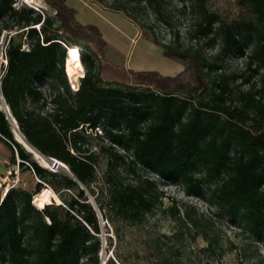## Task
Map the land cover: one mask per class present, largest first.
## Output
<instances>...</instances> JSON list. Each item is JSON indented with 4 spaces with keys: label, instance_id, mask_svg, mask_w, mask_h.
Masks as SVG:
<instances>
[{
    "label": "trees",
    "instance_id": "obj_1",
    "mask_svg": "<svg viewBox=\"0 0 264 264\" xmlns=\"http://www.w3.org/2000/svg\"><path fill=\"white\" fill-rule=\"evenodd\" d=\"M89 1L142 30L141 6L155 22L170 24L171 0ZM173 1L194 16L191 38L218 41L213 56L181 45L178 37L164 44L154 36L184 70L174 76L133 72L140 86L105 85L96 54L81 44L85 74L72 91L65 72L67 49L78 44L69 35L106 49L101 31L80 24L66 0H45L54 16L0 0V37L3 31H18L3 69L4 101L27 143L71 173L41 166L15 139L11 120L0 108V142L9 150L10 163L40 180L33 190L12 187L0 198V264H102L101 223L89 195L119 237L125 225L140 226L164 207L163 192L144 169L184 185L187 195L215 206L222 220L242 226L249 242L243 245L241 264H264L257 246L264 244V78L260 84L250 80L264 72V0ZM25 42L28 50H23ZM228 57L246 61L241 84L224 68ZM186 80L199 86L186 88ZM45 85L50 100L40 89ZM46 184L62 204L39 209L33 198ZM163 211L190 237L199 229L207 250L218 251L217 235L207 231V220L194 206L176 204ZM132 236L140 244L133 259L116 252L105 264H176V255L164 252L159 239Z\"/></svg>",
    "mask_w": 264,
    "mask_h": 264
},
{
    "label": "rangeland",
    "instance_id": "obj_2",
    "mask_svg": "<svg viewBox=\"0 0 264 264\" xmlns=\"http://www.w3.org/2000/svg\"><path fill=\"white\" fill-rule=\"evenodd\" d=\"M104 1L111 4L114 0ZM25 2L29 4L27 6L31 5L40 8L46 15H55V12L49 9L45 0H25ZM66 3L76 10V18L80 24L96 26L109 44L108 48L101 49L84 36L69 35L77 42L78 45L72 46H77L79 52H82V44L90 47L86 48L88 52L96 54L97 70L100 72L101 81L105 85L110 83L113 85L127 84L140 86L141 83L136 79L133 72L155 71L164 76H174L182 72L184 65L174 58L167 57L164 54L163 48L153 41L154 36L164 44H169L174 41V38L178 37L181 45L200 50L203 56L207 58L213 56L219 48L218 41L211 42L208 38H191L189 36L194 16L188 10H183L182 5L178 1H170L171 20L169 25L155 22L151 11L141 6L137 14L145 25L144 30L119 13L99 9L89 0H66ZM67 53H69L68 49ZM245 62L244 58L228 57L223 63L224 68L228 72L235 73L238 76L236 84L243 82V78L239 76H242L246 70ZM65 72L71 90L77 91L80 87V79L85 74L84 66L82 75L78 78L77 88L74 87L70 79L69 58L66 62ZM261 78H264L262 70L258 74L252 75L250 80L252 83L260 84ZM199 81L202 80L199 79ZM186 82L188 83L185 86L186 88L194 84L193 87L199 86V82L189 80H186ZM244 88H247V84L244 85ZM40 89L45 97L50 100L51 90L49 85L40 87ZM0 100V108L6 111L10 118L11 115L4 104L3 98L0 97ZM10 120L15 139L17 140L16 133L20 132V130L11 118ZM97 132L100 134L102 130L100 129ZM120 150L122 149L120 148ZM32 155L41 166L51 171H62L60 169L56 170L45 160L46 164L42 163L35 154ZM9 156L8 148L0 142V198H3L12 187L33 190L36 183L40 182L31 171H22L19 165H12ZM99 169L101 170V167ZM142 173L158 183L160 191L164 194V207L148 215L147 220L140 226L125 225L119 237H117V234L111 228L110 223L104 220L94 198L89 195L90 201L93 203L100 218V238L102 241L100 258L103 263L109 257L115 258L116 252L128 259H133V254L140 248V244L132 234L137 236L140 241L159 239V245L163 248L164 252L168 254L171 252L176 255V259L174 258L176 264L242 263L243 259L240 257V254L243 245L249 242V239H247L248 232L242 226L228 220H222L216 215L217 209L215 206L198 196L187 195L184 185L173 181L161 180L155 172L149 169H144ZM47 189L51 190V194L49 195V200L43 204L41 194ZM52 203L62 204V200L46 184L45 188L34 196L33 204L37 208L42 209L45 205ZM176 204L180 207L184 204L192 205L199 213L204 215L207 220V231L212 235H217L220 242V247L215 254L207 250L208 243L205 241L203 235L198 234L199 229H194L191 232L195 238L190 237L187 229L180 230L169 213H164V209ZM177 233L179 235L176 237ZM257 246L259 251L264 254V244L258 242Z\"/></svg>",
    "mask_w": 264,
    "mask_h": 264
},
{
    "label": "built area",
    "instance_id": "obj_3",
    "mask_svg": "<svg viewBox=\"0 0 264 264\" xmlns=\"http://www.w3.org/2000/svg\"><path fill=\"white\" fill-rule=\"evenodd\" d=\"M13 5H14V7L16 9H20L23 6H27L29 4H27V2H25V0H15ZM28 7L36 10L37 12H40V13L44 14L43 11L40 8H38V7L31 6V5L28 6ZM35 27L37 29H40V25H37ZM17 32L18 31H16V30L9 31V32L8 31H3V33H2V35L0 37V97L3 98V101H4V97H3L2 89H1V80H2V77H3V74H4L3 69H5L7 67V65H8L7 51H8L10 40H11L12 36H15L17 34ZM28 49H29V44L25 42L24 45H23V50H28ZM4 104H6L5 101H4ZM6 107L8 109L9 114L11 115L10 109H9L7 104H6ZM12 120L14 121V123H16V121L13 118H12ZM52 167L55 168L56 170H58V166L53 165Z\"/></svg>",
    "mask_w": 264,
    "mask_h": 264
},
{
    "label": "bare ground",
    "instance_id": "obj_4",
    "mask_svg": "<svg viewBox=\"0 0 264 264\" xmlns=\"http://www.w3.org/2000/svg\"><path fill=\"white\" fill-rule=\"evenodd\" d=\"M68 51H69L68 58H69L70 79H71V82L74 85V87L77 88L78 87V78L82 75V72H83V65H82V61H81V57H80V52H79V48L77 46L68 47ZM5 106H6V104H5ZM10 118L12 119V117H10ZM16 135H17V140L19 142H21L22 144H24L25 146H27L26 142L23 140L24 137L21 134V132H17ZM26 148L28 150H30V148L28 146ZM35 155L37 158H39L42 161V163L46 164L43 157H41L37 153H35ZM50 194H51L50 189L44 190V192L41 194V197H42L41 201L43 204H44V202L49 200ZM52 194H54V193H52Z\"/></svg>",
    "mask_w": 264,
    "mask_h": 264
},
{
    "label": "water",
    "instance_id": "obj_5",
    "mask_svg": "<svg viewBox=\"0 0 264 264\" xmlns=\"http://www.w3.org/2000/svg\"><path fill=\"white\" fill-rule=\"evenodd\" d=\"M23 140L26 142V145L30 148V150H28L29 152H31L32 154H35V153L39 154L41 157H43V159H44L49 165H51V166L56 165V166H58V169H60V170H62V171H64V172H66V173H68V174H71L70 171H69V168H68L64 163H62V162H60V161H58V160H56V159H54V158H52V157H46V156L42 155V154L39 153L36 149H34L31 145H29V144L27 143V141L25 140V138H24ZM18 142H19V141H18ZM19 143H21V142H19ZM21 144H22V143H21ZM22 145H24V144H22ZM27 146L24 145V147H27ZM92 204H93V203H92ZM102 264H105V263L102 262Z\"/></svg>",
    "mask_w": 264,
    "mask_h": 264
}]
</instances>
